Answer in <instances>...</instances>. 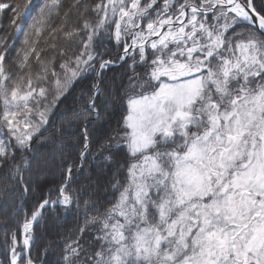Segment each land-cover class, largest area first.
I'll use <instances>...</instances> for the list:
<instances>
[{"label":"snow or ice","instance_id":"obj_1","mask_svg":"<svg viewBox=\"0 0 264 264\" xmlns=\"http://www.w3.org/2000/svg\"><path fill=\"white\" fill-rule=\"evenodd\" d=\"M57 206L58 264H264V0H0V264H41Z\"/></svg>","mask_w":264,"mask_h":264},{"label":"trees","instance_id":"obj_2","mask_svg":"<svg viewBox=\"0 0 264 264\" xmlns=\"http://www.w3.org/2000/svg\"><path fill=\"white\" fill-rule=\"evenodd\" d=\"M73 19H75L73 17ZM50 51V50H49ZM109 53L113 58L119 55V52L114 48L113 45L109 44ZM35 70V69H34ZM127 73L123 66H117L107 71L104 76L105 87L112 88L119 92L121 85L127 83L126 79ZM90 81H85L82 84L74 85L75 91L69 92L68 96L64 99L62 106L60 107V112H67L68 117H72L71 109L78 108L80 93L82 89L87 87ZM112 124L115 126L116 122L122 118L123 111L119 106L112 110ZM57 123L61 122V116L57 115L55 117ZM45 136L50 135V133H44ZM68 143V142H66ZM75 143V142H72ZM40 150L41 159L52 160L55 152V146L47 142L39 143L37 145ZM70 154L75 156L78 149L69 144ZM122 159V157H117ZM53 174L45 175L43 178L36 177V182L39 186V194L33 195L32 197L26 198V203L24 205V212H30L34 207L36 201L40 199L48 190V188L53 187L59 182L60 175L55 172V169H51ZM107 175L110 176V173ZM77 182H83V178H78ZM103 187L105 191L99 192L101 198H106L110 196V192L107 191V184L105 183ZM55 198V197H53ZM23 216L17 217V219H22ZM4 213L0 212V261H6L8 259V251L3 243V232L5 229L4 224ZM77 218L73 214H66L62 206H57L55 209H48L44 215L43 220L40 222L36 228V239L35 245L32 250V256L34 259H39L41 264H58V258L60 255L59 247L61 243V238L65 231L69 228L75 227L77 223ZM8 225L15 228V225L11 220H8ZM45 249L47 250L45 252Z\"/></svg>","mask_w":264,"mask_h":264}]
</instances>
